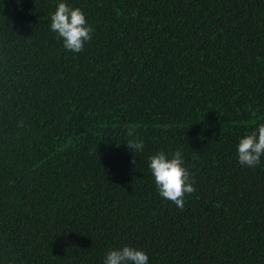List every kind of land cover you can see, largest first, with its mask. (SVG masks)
Segmentation results:
<instances>
[{"label":"trees","instance_id":"1","mask_svg":"<svg viewBox=\"0 0 264 264\" xmlns=\"http://www.w3.org/2000/svg\"><path fill=\"white\" fill-rule=\"evenodd\" d=\"M60 2L0 0V264H103L124 246L148 264H264V157L237 153L264 124V0H63L94 28L81 53L50 30ZM176 150L197 189L182 211L148 167Z\"/></svg>","mask_w":264,"mask_h":264},{"label":"clouds","instance_id":"2","mask_svg":"<svg viewBox=\"0 0 264 264\" xmlns=\"http://www.w3.org/2000/svg\"><path fill=\"white\" fill-rule=\"evenodd\" d=\"M50 30L62 39L65 50L72 53L84 51L85 43L93 39L94 28L88 23L85 13L78 7L73 8L67 3L60 2L51 14ZM23 127V120L18 123ZM126 145L135 154L144 150L142 140L136 138L135 127L126 130ZM238 162L242 166L255 168L264 157V124L250 134L240 138L238 146ZM133 163L135 161L133 160ZM148 167L154 177L159 195L171 201L181 211L185 206L186 195L197 191L194 180L185 167L184 155L180 150L171 154V158L160 151L149 157ZM148 254L132 246H124L108 251L103 264H148Z\"/></svg>","mask_w":264,"mask_h":264}]
</instances>
